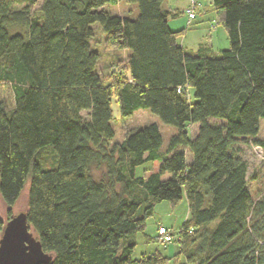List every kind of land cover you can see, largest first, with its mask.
<instances>
[{
	"label": "trees",
	"instance_id": "1",
	"mask_svg": "<svg viewBox=\"0 0 264 264\" xmlns=\"http://www.w3.org/2000/svg\"><path fill=\"white\" fill-rule=\"evenodd\" d=\"M167 1L0 0V83L14 102L0 101V198L12 209L30 184L25 213L50 264H264V192L253 198L240 148L264 152V0H211L230 42L219 54L180 47ZM121 2L138 17L104 9ZM97 24L108 49L129 52L108 83ZM113 101L122 120L147 110L176 128L168 147L157 124L112 144ZM150 162L159 170L137 178ZM184 195L178 256L134 259L155 204Z\"/></svg>",
	"mask_w": 264,
	"mask_h": 264
},
{
	"label": "rangeland",
	"instance_id": "2",
	"mask_svg": "<svg viewBox=\"0 0 264 264\" xmlns=\"http://www.w3.org/2000/svg\"><path fill=\"white\" fill-rule=\"evenodd\" d=\"M200 6H206L210 8L212 6L211 0H198ZM41 1L39 2V4ZM186 4V0H168L165 7L182 8ZM38 7L34 8V12L38 11ZM200 7V8H201ZM105 11L112 16L126 17L129 19H136L139 11L136 4L127 2H121L118 4L107 5ZM199 13L197 11V19L191 28H188L187 19L184 16V11L181 12L177 22L179 24L186 23L184 28L186 33L178 39V44L189 51L197 52L200 48L206 46L211 48L215 53L219 54L224 51L230 50V42L226 30L219 25L215 12L212 7L210 12L203 13L202 9ZM186 19V20H185ZM97 33L96 41L94 42L93 50L97 51L101 55L99 63L100 75L106 76V82L113 81L116 73H118L119 67L117 60H124L128 57V51H115L108 49L105 42V34L102 32L100 25L93 26ZM14 33L20 32L16 29ZM114 72H116L114 74ZM0 101L5 103L8 108L12 109L14 106L13 94L10 87L7 84L0 83ZM113 114L115 121L113 127L115 130V139L112 144L122 143L126 135L134 130L145 128L151 124H157L161 130L164 139L163 148H167L170 139L176 135L177 129L174 127L164 125L161 120L153 115L150 111L139 110L134 113L131 118L122 120L119 105L113 101ZM214 125H222L224 122L219 120H212ZM195 134L194 131H191ZM260 141L264 142V121L261 122V131L259 136ZM242 158L246 160L249 165V188L253 194L255 200L264 192V152L255 146L248 144H241ZM51 149V147L46 148ZM264 149V146H263ZM51 150L41 151L38 155V159L44 162L46 167L53 168L55 166V156ZM188 160L190 157L188 155ZM159 163H146L136 170L137 178H144L151 173H155L159 170ZM29 186L28 183L23 191L18 203L9 209L3 203L0 198V239L3 235V228L11 219L10 216H16L20 213L27 212L29 204ZM191 219L189 203L186 195L183 199L177 203L160 202L155 204L154 216L148 220L147 229L144 234H139L136 238L137 247L134 253V259H141L144 256H150L156 252L161 253L165 258L173 259L179 254V245L172 242L171 244H165L158 240L160 227H165L171 233L173 241L178 237L182 226L189 223ZM160 237V236H159ZM162 240V238L160 237ZM149 240L150 242H148ZM178 262L177 260L175 261Z\"/></svg>",
	"mask_w": 264,
	"mask_h": 264
},
{
	"label": "water",
	"instance_id": "3",
	"mask_svg": "<svg viewBox=\"0 0 264 264\" xmlns=\"http://www.w3.org/2000/svg\"><path fill=\"white\" fill-rule=\"evenodd\" d=\"M53 258L30 229L25 212L6 224L0 239V264H50Z\"/></svg>",
	"mask_w": 264,
	"mask_h": 264
},
{
	"label": "crops",
	"instance_id": "4",
	"mask_svg": "<svg viewBox=\"0 0 264 264\" xmlns=\"http://www.w3.org/2000/svg\"><path fill=\"white\" fill-rule=\"evenodd\" d=\"M189 3H190V0H186V4L182 8H176V7L173 6V9L172 8H168V7H167V9H169V10L181 15V12L185 11L188 8ZM211 7L207 8L206 6H202L201 8H199L198 12L200 13L201 12L200 10L202 9L203 13H208V12H210ZM213 11H214V9H213ZM180 15H178L177 17L172 18V19L169 20V28L171 29L172 32H175V33L183 32V35H184L186 33V30L183 29V28H184L186 23L179 24L177 22V20H176L177 18H179ZM215 15H216V12H215ZM193 24H194V22H191L190 20L187 21L188 28H191V26ZM196 129H197L196 127L193 128L194 132L196 131Z\"/></svg>",
	"mask_w": 264,
	"mask_h": 264
},
{
	"label": "built area",
	"instance_id": "5",
	"mask_svg": "<svg viewBox=\"0 0 264 264\" xmlns=\"http://www.w3.org/2000/svg\"><path fill=\"white\" fill-rule=\"evenodd\" d=\"M199 8L200 2L198 0H190L188 8L184 11V16L191 22H194L197 19V11ZM159 236L165 244H171L173 242L171 233L165 227L160 228Z\"/></svg>",
	"mask_w": 264,
	"mask_h": 264
}]
</instances>
